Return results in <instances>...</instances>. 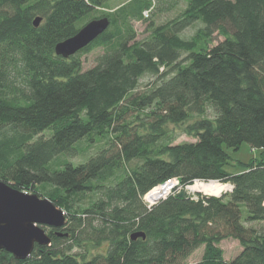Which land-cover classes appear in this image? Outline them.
Segmentation results:
<instances>
[{"label": "trees", "instance_id": "trees-1", "mask_svg": "<svg viewBox=\"0 0 264 264\" xmlns=\"http://www.w3.org/2000/svg\"><path fill=\"white\" fill-rule=\"evenodd\" d=\"M182 1L175 17L150 20ZM109 2L0 0V180L40 187L68 219L47 228L50 245L24 260L3 250L0 264H264V0ZM101 17L110 24L98 38L57 55L58 43ZM148 20L139 39L134 22ZM180 134L196 140L175 143ZM244 142L260 156L228 171L225 147ZM173 177L231 190L148 206L144 196ZM229 238L242 248L227 260L220 244Z\"/></svg>", "mask_w": 264, "mask_h": 264}, {"label": "water", "instance_id": "water-1", "mask_svg": "<svg viewBox=\"0 0 264 264\" xmlns=\"http://www.w3.org/2000/svg\"><path fill=\"white\" fill-rule=\"evenodd\" d=\"M40 21L41 18L37 17L35 25ZM109 24L108 17L89 21L74 36L56 45L57 55L67 58L76 54L98 38ZM186 194V191L179 193L180 197ZM67 221L66 211L50 198L19 190L0 180V253L5 250L24 260L36 245L51 244L47 228L61 229ZM140 236L145 237V234L134 233L132 239Z\"/></svg>", "mask_w": 264, "mask_h": 264}, {"label": "rangeland", "instance_id": "rangeland-1", "mask_svg": "<svg viewBox=\"0 0 264 264\" xmlns=\"http://www.w3.org/2000/svg\"><path fill=\"white\" fill-rule=\"evenodd\" d=\"M120 2H122V0H110V2H109L110 5L108 7L116 8L120 4ZM184 6H185V2L182 1V3L178 7H176L174 10H171L169 12H161V13L159 12V13H156L155 15L153 14V16L150 18V20L153 19L156 23H163V22L175 17L182 10V8H184ZM108 7L102 8V10L103 11H110L111 8H108ZM99 14H100V10L98 9L95 12V15H99ZM150 20L145 21V22H143V21L134 22V28L137 32V37L139 39H142L149 34L147 27H148V24L150 23ZM82 23H84V22H82ZM198 26L199 25H193V26L187 28L184 32V35L191 36L192 34H194V32ZM103 51H104V49L102 47H99V48H95L92 52L83 55L82 59L84 62V68L87 69V68L92 67L96 62L97 56L100 55ZM150 81H151L150 76H145L141 80L140 89H144L147 86L148 82H150ZM195 140L196 139L193 136H189L186 134H180L177 137V139L175 140V143L191 142V141H195ZM99 146H100L99 144L96 145V147H99ZM225 149L227 150V152L231 156V160H230L229 164L226 166V169L230 172H233V173H238L242 169L240 164L238 163V161L249 162L254 157H259L260 152H261V150H259V149L252 148L251 145L247 142H244L241 145L239 150H234L232 148H227V147H225ZM95 150L96 149L94 147H92V149L90 150L89 153H91ZM89 153L88 152L86 153L87 157L89 156L88 155ZM84 158H85V156L80 154V155L76 156L75 158H73L72 160L75 162H80ZM220 183H223V182H220ZM223 184L228 185L229 188L225 189V191H223L221 193V195L231 190V184H229V183H223ZM37 189H39V190L35 191V192H31V193H37L40 196H43L42 190L40 189V187H37ZM187 194H189L191 196H196V195L197 196L198 195L207 196L206 194H203L201 192H193V191H189V190H187ZM83 200L82 201L87 204L89 201V197L86 196ZM220 246L224 249V256L227 260L234 258L240 252V250L242 248L241 245L239 244V241L236 239H232V238L224 240L220 244ZM202 255H203V247L199 248L198 250H196L193 253V255L189 258L190 263H196V262L200 261L202 258Z\"/></svg>", "mask_w": 264, "mask_h": 264}, {"label": "bare ground", "instance_id": "bare-ground-1", "mask_svg": "<svg viewBox=\"0 0 264 264\" xmlns=\"http://www.w3.org/2000/svg\"><path fill=\"white\" fill-rule=\"evenodd\" d=\"M159 186V185H157ZM156 186V187H157ZM229 188L228 185L220 183L218 181H202V180H196L194 183L190 184L188 186L189 191L193 192H201L203 194H206L207 196H219L225 189ZM186 191L187 190H183ZM165 191L163 188L156 189V192L152 193L150 196L151 200H158L159 198H162Z\"/></svg>", "mask_w": 264, "mask_h": 264}, {"label": "built area", "instance_id": "built-area-1", "mask_svg": "<svg viewBox=\"0 0 264 264\" xmlns=\"http://www.w3.org/2000/svg\"><path fill=\"white\" fill-rule=\"evenodd\" d=\"M188 185H184L182 183V180L179 177H173L170 179H167L165 182L161 183L159 186L154 187L152 190H150L145 196L144 200L148 206H152L153 204L157 203L159 200L166 198L167 196L173 194V193H181L183 190H188ZM163 188L165 191L162 198H159L158 200H151L150 196L152 193L156 192V189ZM197 198V195L194 196Z\"/></svg>", "mask_w": 264, "mask_h": 264}]
</instances>
